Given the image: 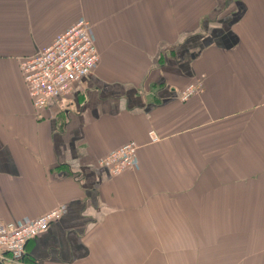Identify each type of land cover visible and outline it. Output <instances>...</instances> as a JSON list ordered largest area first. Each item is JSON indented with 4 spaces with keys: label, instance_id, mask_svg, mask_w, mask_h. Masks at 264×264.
I'll return each instance as SVG.
<instances>
[{
    "label": "crops",
    "instance_id": "0c3cea01",
    "mask_svg": "<svg viewBox=\"0 0 264 264\" xmlns=\"http://www.w3.org/2000/svg\"><path fill=\"white\" fill-rule=\"evenodd\" d=\"M80 19L99 61L36 110L20 60ZM57 206L3 264H264V0H0V220Z\"/></svg>",
    "mask_w": 264,
    "mask_h": 264
},
{
    "label": "built area",
    "instance_id": "2783aa9c",
    "mask_svg": "<svg viewBox=\"0 0 264 264\" xmlns=\"http://www.w3.org/2000/svg\"><path fill=\"white\" fill-rule=\"evenodd\" d=\"M98 61L91 24L85 19L78 20L48 46L22 58L19 68L33 107L40 110L50 100L67 96L76 82L92 73ZM201 89V81L190 82L178 98L187 101ZM149 136L151 141L158 140L154 131ZM136 152L135 142H127L102 157L98 165L110 175H117L137 167ZM63 211L62 206H57L33 219L0 220V253H7L13 262H22L26 243L58 221Z\"/></svg>",
    "mask_w": 264,
    "mask_h": 264
},
{
    "label": "water",
    "instance_id": "95a60500",
    "mask_svg": "<svg viewBox=\"0 0 264 264\" xmlns=\"http://www.w3.org/2000/svg\"><path fill=\"white\" fill-rule=\"evenodd\" d=\"M0 264H3L2 261H0Z\"/></svg>",
    "mask_w": 264,
    "mask_h": 264
}]
</instances>
